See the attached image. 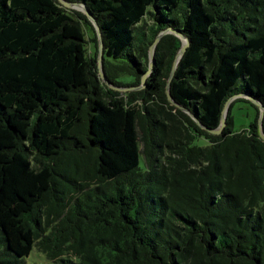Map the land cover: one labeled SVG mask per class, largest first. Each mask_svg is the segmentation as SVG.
<instances>
[{
    "label": "trees",
    "instance_id": "1",
    "mask_svg": "<svg viewBox=\"0 0 264 264\" xmlns=\"http://www.w3.org/2000/svg\"><path fill=\"white\" fill-rule=\"evenodd\" d=\"M63 1L111 87L86 15L0 0V264H264V0Z\"/></svg>",
    "mask_w": 264,
    "mask_h": 264
},
{
    "label": "water",
    "instance_id": "2",
    "mask_svg": "<svg viewBox=\"0 0 264 264\" xmlns=\"http://www.w3.org/2000/svg\"><path fill=\"white\" fill-rule=\"evenodd\" d=\"M61 5H63L64 7L66 8H69V9H72V10H76V11H80L82 12L84 15H86V17L88 18V20L93 24V26L95 27L96 29V33H97V38H98V55H97V67H98V72H99V75H100V78L101 80L105 83V84H108V82L106 81L105 79V75H104V72H103V68H102V59H103V45H102V40H101V35H100V32H99V29L95 23V21L93 20V18L91 17V15L89 14V12L85 9L84 6L82 5H79V4H73V3H67L63 0H57ZM170 33L169 30L167 31H162L160 32L157 37L155 38L153 44L149 47V51H148V55H149V68H148V71L145 73V75L142 76L141 78V84L139 87L137 88H131L130 90H137V89H141L144 87V84H145V80L147 78V76L151 73L152 71V62H153V53H154V49H155V46L157 45V43L160 41V39L165 35V34H168ZM175 34V33H173ZM182 47L179 49L178 53L176 54L175 56V59L173 61V65H172V69H171V72H170V75H169V78H168V81H167V85H166V94H167V98L168 100L175 104L169 94V84H170V81L172 80V77H173V74H174V71L176 69V66L181 58V56L183 55L184 51H185V48L187 46V41L182 38ZM109 85V84H108ZM109 87H111L109 85ZM127 90V89H126ZM231 100L232 99H229L225 105H224V108L222 110V113H221V119H220V125L219 127L216 129V130H212L211 133L212 134H215V135H218L221 133L222 129L224 128L225 126V118H226V115H227V111H228V107L231 103ZM176 105V104H175ZM177 106V105H176ZM178 107V106H177ZM184 110V109H182ZM262 117H263V108L260 107V116H259V120H258V124H259V134L261 136L262 139H264V135L262 134V129H261V121H262Z\"/></svg>",
    "mask_w": 264,
    "mask_h": 264
},
{
    "label": "rangeland",
    "instance_id": "3",
    "mask_svg": "<svg viewBox=\"0 0 264 264\" xmlns=\"http://www.w3.org/2000/svg\"><path fill=\"white\" fill-rule=\"evenodd\" d=\"M64 8L69 9L66 7ZM145 21L147 22L148 25L151 24V21H149L148 17L145 18ZM241 99L243 100L234 103L231 109V114L234 120L235 131H241L246 129L248 125L253 121L255 115V108L253 107L254 104L245 98H241ZM195 144L201 147H205L207 145L206 141L203 139H198L195 142ZM27 261L29 264H51L49 261L45 259L43 255L38 254L36 251H33L31 253Z\"/></svg>",
    "mask_w": 264,
    "mask_h": 264
}]
</instances>
